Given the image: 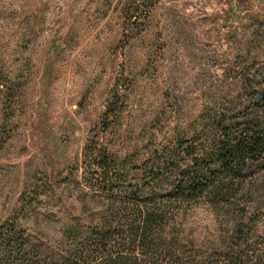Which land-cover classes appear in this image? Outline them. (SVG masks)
<instances>
[{
	"label": "rangeland",
	"instance_id": "obj_1",
	"mask_svg": "<svg viewBox=\"0 0 264 264\" xmlns=\"http://www.w3.org/2000/svg\"><path fill=\"white\" fill-rule=\"evenodd\" d=\"M256 119L264 0H0V264H264V159L171 195Z\"/></svg>",
	"mask_w": 264,
	"mask_h": 264
},
{
	"label": "trees",
	"instance_id": "obj_2",
	"mask_svg": "<svg viewBox=\"0 0 264 264\" xmlns=\"http://www.w3.org/2000/svg\"><path fill=\"white\" fill-rule=\"evenodd\" d=\"M142 5L148 0H136ZM189 148V147H187ZM200 155L193 153L191 167L182 171L171 195L188 199L193 196H218L228 194L225 177L241 174V169L251 161L264 159V122L256 119L231 131L208 149H201ZM222 195V196H221ZM142 235H148L150 228L158 223L156 213L142 214Z\"/></svg>",
	"mask_w": 264,
	"mask_h": 264
}]
</instances>
